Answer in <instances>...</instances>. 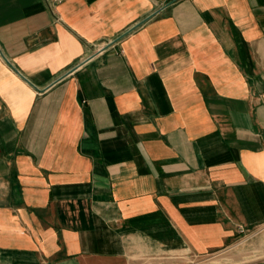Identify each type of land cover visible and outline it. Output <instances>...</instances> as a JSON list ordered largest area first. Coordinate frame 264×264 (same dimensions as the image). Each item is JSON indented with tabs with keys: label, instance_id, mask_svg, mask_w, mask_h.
Instances as JSON below:
<instances>
[{
	"label": "crops",
	"instance_id": "obj_1",
	"mask_svg": "<svg viewBox=\"0 0 264 264\" xmlns=\"http://www.w3.org/2000/svg\"><path fill=\"white\" fill-rule=\"evenodd\" d=\"M0 264H264V0H0Z\"/></svg>",
	"mask_w": 264,
	"mask_h": 264
},
{
	"label": "built area",
	"instance_id": "obj_2",
	"mask_svg": "<svg viewBox=\"0 0 264 264\" xmlns=\"http://www.w3.org/2000/svg\"><path fill=\"white\" fill-rule=\"evenodd\" d=\"M55 1L61 3V2H63L64 0H55Z\"/></svg>",
	"mask_w": 264,
	"mask_h": 264
}]
</instances>
